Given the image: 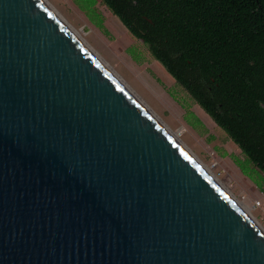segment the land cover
Returning a JSON list of instances; mask_svg holds the SVG:
<instances>
[{"label":"water","instance_id":"water-1","mask_svg":"<svg viewBox=\"0 0 264 264\" xmlns=\"http://www.w3.org/2000/svg\"><path fill=\"white\" fill-rule=\"evenodd\" d=\"M0 264H264V232L44 0H0Z\"/></svg>","mask_w":264,"mask_h":264},{"label":"trees","instance_id":"trees-1","mask_svg":"<svg viewBox=\"0 0 264 264\" xmlns=\"http://www.w3.org/2000/svg\"><path fill=\"white\" fill-rule=\"evenodd\" d=\"M73 1L99 28L103 5L264 177V0Z\"/></svg>","mask_w":264,"mask_h":264},{"label":"rangeland","instance_id":"rangeland-1","mask_svg":"<svg viewBox=\"0 0 264 264\" xmlns=\"http://www.w3.org/2000/svg\"><path fill=\"white\" fill-rule=\"evenodd\" d=\"M44 1L81 36L219 183L238 202L248 207L250 215L264 230V216L249 206L250 200L257 198L264 189V177L149 55L146 47L98 2L96 8L103 17V28L93 24L73 0ZM189 112L194 118L188 116Z\"/></svg>","mask_w":264,"mask_h":264},{"label":"bare ground","instance_id":"bare-ground-1","mask_svg":"<svg viewBox=\"0 0 264 264\" xmlns=\"http://www.w3.org/2000/svg\"><path fill=\"white\" fill-rule=\"evenodd\" d=\"M53 9V8H52ZM61 18V17H60ZM62 19V18H61ZM63 20V19H62ZM64 21V20H63ZM66 23V22H65ZM67 24V23H66ZM68 25V24H67ZM69 26V25H68ZM77 35L78 37L84 42V40L81 38V36L71 27L69 26ZM85 43V42H84ZM86 44V43H85ZM87 45V44H86ZM88 46V45H87ZM89 47V46H88ZM90 48V47H89ZM91 49V48H90ZM96 54V53H95ZM96 56L98 57V55L96 54ZM100 60L101 58L98 57ZM102 61V60H101ZM103 62V61H102ZM104 63V62H103ZM105 64V63H104ZM106 65V64H105ZM107 66V65H106ZM108 67V66H107ZM109 68V67H108ZM110 69V68H109ZM112 71V69H110ZM113 72V71H112ZM114 73V72H113ZM115 76L120 80V78L116 75V73H114ZM121 81V80H120ZM122 82V81H121ZM123 83V82H122ZM124 84V83H123ZM125 85V84H124ZM126 86V85H125ZM127 87V86H126ZM128 88V87H127ZM129 89V88H128ZM130 90V89H129ZM131 91V90H130ZM132 92V91H131ZM133 93V92H132ZM133 95L151 112V114L161 123V121L157 118V116L133 93ZM162 124V123H161ZM163 125V124H162ZM169 132L170 134L184 147V145L179 141L178 137L170 131V129H168L165 125H163ZM185 148V147H184ZM186 149V148H185ZM187 150V149H186ZM188 151V150H187ZM188 153L206 170V172L224 189V191L243 209V211L258 225L257 221L255 220V218H253L250 215L249 209L247 206L241 204L240 202H238L235 197L221 184L219 183V181L210 173V171L201 163L199 162L194 156L193 154H191L189 151ZM259 226V225H258ZM260 227V226H259ZM261 228V227H260ZM261 230L264 232V230L261 228Z\"/></svg>","mask_w":264,"mask_h":264},{"label":"built area","instance_id":"built-area-1","mask_svg":"<svg viewBox=\"0 0 264 264\" xmlns=\"http://www.w3.org/2000/svg\"><path fill=\"white\" fill-rule=\"evenodd\" d=\"M253 210H258L264 216V189L257 198L250 200L249 205Z\"/></svg>","mask_w":264,"mask_h":264},{"label":"flooded vegetation","instance_id":"flooded-vegetation-1","mask_svg":"<svg viewBox=\"0 0 264 264\" xmlns=\"http://www.w3.org/2000/svg\"><path fill=\"white\" fill-rule=\"evenodd\" d=\"M156 61V60H155ZM157 62V61H156Z\"/></svg>","mask_w":264,"mask_h":264},{"label":"crops","instance_id":"crops-1","mask_svg":"<svg viewBox=\"0 0 264 264\" xmlns=\"http://www.w3.org/2000/svg\"><path fill=\"white\" fill-rule=\"evenodd\" d=\"M261 189V188H260Z\"/></svg>","mask_w":264,"mask_h":264}]
</instances>
